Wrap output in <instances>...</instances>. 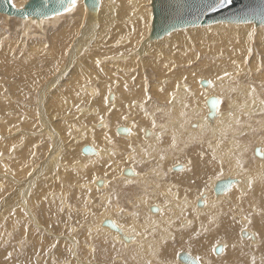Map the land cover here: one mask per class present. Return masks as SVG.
I'll list each match as a JSON object with an SVG mask.
<instances>
[{
	"label": "bare ground",
	"instance_id": "obj_1",
	"mask_svg": "<svg viewBox=\"0 0 264 264\" xmlns=\"http://www.w3.org/2000/svg\"><path fill=\"white\" fill-rule=\"evenodd\" d=\"M145 1H148V0H145ZM24 2H25V0H12V3L18 8L19 7L21 8L22 4ZM118 2H119L118 0H101V4H100V7L98 8V10H92L93 12L90 11V13L88 14V7L86 6L84 0H78L77 6L73 11H68V12L65 11V13L62 12L63 14H57V15H54L52 17H49L51 19L45 18V19H41L38 21L37 20L35 21L33 19L25 20V18H23V19L19 18V17L16 18V17H11L9 15L8 16L6 15V16H7V19L8 18H10V19L15 18V19L19 20L20 24H22V23L26 24V25H24V26H27V28L25 27L27 29V32H26V29H24V32L26 34L29 32L28 27H31V26L34 27V25L36 27H38L37 30H39V31L45 30L46 29L45 26H47V25H48V27H47L48 29H46V31L50 30L52 27L51 25H55V27H56V24L58 22L60 24V21L62 19L68 17L67 15L76 18V22L73 24L72 27H75V29L73 28L74 30H78L77 33L78 32H80V33L87 32L86 34L89 35L88 32L89 33L91 32V34H93L92 31L94 33L98 32V35L103 37V39L105 37H110L112 34L116 33L115 34L116 40H114L113 43L109 42L112 39L111 40L106 39L107 43H111V47L114 48V49H112L111 47H109L108 52H102L100 50V49L104 48V46L105 47L110 46L109 44L108 45L102 44V43H104L105 40L104 41L102 40V42H100L101 44H99V45H97L98 43L90 44L89 41L92 38L90 36L91 38L90 39L88 38L89 40H87L89 42V44L93 45V46L94 45H97V46H95L94 49H92V50H90L89 48H88L89 50H86V49L83 50L82 49L83 44L81 42L82 39L79 38V40L81 39V41H79V42H81L82 46H81V44H76V49H75L76 52L74 51V53H76V55H77L78 53H80L82 51H86V53H84V54H87L85 56V58L87 57L88 59H84L83 53H82L83 54L82 57L84 59L85 65L88 64L89 67H92L94 65L95 61L99 60V62L102 64V66L106 68L105 65L107 64V62H105L104 60L107 61L108 59H112L115 61V62H113V65H115L116 62L118 63V65L119 64L120 65H122V64L130 65L131 63L134 62L133 61V58H134L133 55H136V54L141 55L142 58L145 60L147 57L149 62L151 59H155V60L159 59L160 57H158V58H155V56L151 57L153 55L151 51L157 49L159 47V45L163 43V37L160 39H151L149 37L150 32H151V28H152L153 15H152L150 25L147 26L148 30L145 31L143 28H139V26L134 21V19L142 17L141 12L138 10L139 8H141V0H120V4ZM112 3H113L114 8H115L113 10L115 12L114 17H110L107 14L108 7L110 5H112ZM130 4L136 10L132 11L130 9ZM116 5H118L119 7ZM103 12L106 13L107 19H109V22L111 23V26L109 24L106 25L107 28L106 27L103 28V26H101L102 25V17H103L102 14H105ZM0 14H2V13H0ZM87 14H88V16H87ZM106 16H105V18H106ZM72 20H73V18H72ZM104 21H105V19H104ZM66 22H67V20H66ZM27 23H29V25H27ZM222 23H225V25H222ZM250 23H252V22H248L247 24L240 23L241 25H239V24L233 25L235 23H229V22L215 23L217 25H220L221 28H224V27L225 28L229 27V28L228 29H222L221 32L218 34H213V33L211 34L212 31L209 32L210 35L201 34L200 38L203 37L202 39L207 41L205 44V46L207 48L216 51V50H219L223 46L221 43V41L223 39L232 40L237 36H240V37L248 36L247 35L248 33L245 34L246 30H244L243 27H247ZM45 24H47V25H45ZM212 25H214V24H212ZM109 26L114 27L113 30H115L114 31L115 33L112 32V34H111V32H110L111 35L107 34L109 32ZM207 26H209V25H207ZM220 27H219V29H220ZM100 28H101V30H98ZM183 31L184 30H182V32ZM260 33H264V32L261 31ZM105 34H107V36ZM87 35H83V36H87ZM94 37H95V35H94ZM42 38H43V36H42ZM42 38H41V40H39V44H40L39 47L42 46V43H43ZM185 38H186L185 34L181 33V34L177 35L175 41L176 42L180 41L183 44H185L186 43ZM83 39H86V38L83 37ZM44 40H46V38ZM94 40L96 41V39H94ZM94 40H91V41L93 42ZM86 45H84V46H86ZM77 47H79L78 48L79 50L77 49ZM89 47H91V46H89ZM150 47L152 48L151 51L149 50ZM179 47H180V44H179ZM110 48L112 50H114L113 54H115V50L119 51L121 49L124 50L127 48L126 49L127 51L126 52L122 51L123 53L119 52L121 54L117 53L115 55H111L112 51L111 52L109 51ZM174 48H175V45L169 46V50H171V52L169 51V54H170L169 59L174 65H178V64H181L182 59L180 56H178L172 52V49H174ZM49 50H51V49H49ZM73 50H72V53H73ZM175 52H177V51H175ZM94 53H96L99 57L94 55ZM104 53H106L107 55H105ZM177 53H182V52H177ZM50 54L51 53H49L48 55H50ZM53 54H54V51H53ZM101 54L105 55L104 58L103 57L100 58ZM48 57H50V56H48ZM53 57H54V55H53ZM62 57H64V56H62ZM82 57L80 55L79 58H82ZM230 57H231V54L226 52L224 54H220L217 58L228 59ZM51 58H50V60H51ZM83 59H82V62H83ZM102 59H103V61H102ZM45 60H49V59H45ZM69 60H70V58H69ZM76 60L79 61V59H76ZM30 61H31V59H30ZM54 61H56V60H54ZM31 62H33V61H31ZM31 62H29V63H31ZM34 62H36V61H34ZM99 62H97V64ZM148 63L146 62V64H148ZM90 64H92V65H90ZM53 65H51V66L53 67ZM55 65H57V64H55ZM146 66L150 67V65H146ZM236 66L238 67V66H240V64L234 65V64H232L231 61H225V64L223 65L222 68H223V70H226V71H224L221 74H218L216 77L208 78V79L199 78L196 80H191L193 76H196V74L191 73V71L188 73V78L185 77V79H184V76H180L177 79L161 78L162 83L165 84L166 86L171 87L172 90L174 91L173 93H171L169 95V97H167L165 102L162 104L158 102V100L156 99L155 96L149 97V99H148V101L150 100L149 102L147 100L145 101V100H139L140 98L139 99L135 98V100L133 101V103H131V105L128 104L125 100L121 99V94L117 90L119 88L120 84L117 81L115 82L117 86L113 85L111 87V89L113 88L112 91L116 93L115 96H114V93H110L111 90H109L108 91L109 93L107 92L108 95L106 94V96H105V99L107 98L108 100L107 99L106 100L110 101L109 105L112 106L113 109L115 107L117 108V106H118V109H117L118 112L115 115H113L112 113H109L108 112L109 110H104L103 114H102V111H99V108H97V106H96V108H94L95 106H93V108H94L93 109L91 104H90V107L88 108V110H90L91 113L94 112L93 116L98 115L96 112H98V111L101 112L100 113L101 115L99 114L100 119L94 121L95 126L99 129L95 128L94 126H89L85 131H82L80 136L84 139L86 138L87 140L85 141L86 143L82 144L81 152H82V148L84 146L88 145V143H89L90 145H92L96 149L97 153L92 154V155H85L84 154L85 156H81V160H93L96 158V159H99V163L97 160V164L93 163V165L91 166L92 163H90L91 162L90 161L89 162L90 167L87 169L85 167V170L82 167L83 169H81V170H83L82 173L85 175L91 171V170H89L90 168L98 169L97 165H99V166L105 167L106 174L101 173L102 174L101 180L103 181V184L101 186H99L97 184L98 180H100V179L94 177V175L96 177H100V176H98V175H100L99 174L100 172L94 173V175H93L94 178H88V179H90L88 181H85L86 179L81 180L83 185L80 182H77V180H75L77 178L74 179L73 184H75L76 187L77 186H79V187L81 186L83 188L85 187V189L82 188L81 191L75 190V189L74 190L77 193H81V194H83L82 191L84 192V194L88 193V196L86 194L87 197H84V198H86L87 201L89 200V202L91 201L90 200L91 196H94L95 198L100 197V200L102 203H96L94 201V204H90L89 208H93L97 205H102L105 208L102 210L101 216H99V218L97 217V214H94V217H91L90 220L88 217L90 215H88V213L83 214V213L87 212L86 209H84L83 211L82 210L80 211V212H83V213H80V216L83 219L81 222H84V219H87V221H85L83 223L84 227L81 226V230L83 232L82 236L83 237L85 236L84 239L86 241H80L74 235H73V237H67L69 235L61 236V241L57 240V242L59 241V243L57 244V247L55 249V251H56L55 257L59 261H61L60 262L61 264L66 263V262H67V264H69L68 261H70V260H72L70 262V264H88L81 257V255H82L81 252L83 251V249L85 252H87L88 257H92V256L97 257V255H99V256L106 258L105 260L112 258L114 261H118L117 264H133V263L135 264V260L139 261V264H147V263L149 264L150 261H152L150 264H153V263L154 264H181L183 262H181V263L178 262L179 261L178 254L180 252H182V250H178V252L177 251L170 252V250L167 248L166 244L173 242L176 239L177 233H179V232L188 231L186 234H189V231L195 227V224L197 222L196 217L193 214H195L198 217L201 216V214L195 213V211L199 207H203V208L205 207L209 210V211L206 210L204 212V218H207L208 215L210 214V212H212L213 213V217H212L213 221L217 225H219L220 221H221V217L225 214L221 208L223 204H224V208H226L230 214L229 219L226 221L227 225L225 223H223L222 228L218 229V234L215 235L213 233L214 229H213L212 225H208L207 223H204V222L201 223V231L199 232V234L200 233L201 234L206 233L205 231L209 227L208 232H209L210 236L205 240L203 239L201 241H198L197 243L192 242L193 244H196L197 246L192 244L193 251H186V252L193 255L195 258H197V256L200 255V256H198L199 258H197V259L201 260L200 264H264V167H263L264 157L259 158L257 156L259 159H253L254 162H251V159H252L251 151L252 150L255 151L256 147H260V151L262 153H264V147L259 145L258 141L256 139H254V137L251 135V129L253 127H255V125L258 122L264 120V106H261L257 103V100L264 99V84H263L264 78H261V77L258 78L257 77V79L254 80V77H253L254 75L251 74L248 76V74H247V76L249 78L248 80H250L252 83V84H250L248 81H246L247 79L242 78L243 70H241V69L234 70V67H236ZM97 67H99V65ZM100 68L102 69V67H100ZM180 69H182V72H184L183 68L180 67ZM210 69H211L210 65H206L203 68H201L200 71L202 70L203 72H209ZM174 70H178V69H174ZM80 71L81 70H79V72ZM92 71H90V72H92ZM97 72L94 71V76H95V74H97ZM111 72H113V71H111ZM192 72H195V71H192ZM84 73L86 74V72H84ZM87 73H89V72H87ZM226 74H229V75H226ZM257 75H262V72L258 73ZM21 76H23V75H21ZM64 79H65V81L66 80L68 81L67 77ZM96 80H97V78H96ZM178 81H179V83H178ZM200 81H201V84L199 85ZM203 81H207L208 82L207 85H204ZM71 83L72 82H70V84ZM76 83H78L79 86L82 88L83 93H86V92L88 93V91H89L90 94H93V95L95 94L94 96H91L88 93L90 98L95 99L97 97V99H100L102 97V90L100 88H98L99 87L98 85H97L98 87L96 89V88H94L96 86L95 84H94L95 86L93 88H90L87 85L89 87L88 88L86 85L84 87V85H83L84 83H82L81 81H77ZM31 85H33V84H31ZM36 86L37 85H35L33 87H36ZM100 86L102 87V89H104V86H102V85H100ZM74 87H72L73 91H74ZM86 87L88 89H85ZM91 89H93V90L91 91ZM51 92H52L51 95L55 94L56 96H58L60 93V92H57L56 90H53ZM27 93H29V92H27ZM229 94H231L233 96V100L230 103L227 102V99H226V97H228ZM27 96H29V95L27 94ZM108 96H109V98H108ZM214 96L217 97V99H218L216 116L214 117L213 120H209L207 118V115L209 113V108L207 106V99L214 97ZM70 99H72V98H70ZM30 101H32V100H30ZM59 101H58V97H57V99L53 98V102H51L50 104L52 106L56 107V102L58 103ZM120 102H122V105L120 104ZM76 103H77V101H76ZM157 103L159 104L158 106H156ZM147 104L149 105V108H147V106H146ZM232 104H234L235 107H232ZM70 105L71 104H69V106ZM106 105H108V103ZM110 106H108V107H110ZM119 106H120V108H119ZM122 107L128 108L130 110V112L128 114H124V112L121 110ZM32 108H34V107H32ZM58 108H60V107L58 106ZM27 110H28V108H27ZM86 110H87L86 107L83 106V108L80 109V113H82L81 115H83V114L85 115ZM30 111H31V109H30ZM77 111H79V110L77 109ZM87 115H89V114H87ZM101 116H102V118H101ZM118 116H123V119H124L123 123L120 124L117 122H113V119L118 117ZM85 117H87V116H85ZM200 117L202 118V120L200 119ZM121 119H122V117H121ZM173 119L177 120L176 125H174V126L171 125L172 124L171 121ZM84 121H85V119H84ZM144 121H149L150 125H142V127H139L140 123H142ZM190 123H191V125H190ZM194 124H198L199 129L197 131H199L201 129L199 132H195V131L193 132L192 130H189V128H191V129L193 128ZM227 125H229L228 128H226ZM119 126H125L126 128H129V134L124 133V134H120V135L118 134L117 135L116 132H117V128ZM160 126H162V127L160 128ZM146 128H150V130H148L150 132L149 136L145 135ZM185 129H188L191 132V134H189L187 136L185 133ZM43 133H44V131H43ZM47 133H49V132H47ZM47 133L45 134V137L47 138V136H49L48 139L50 140L53 137V135H51L52 132H51V134H47ZM197 133H199V134H197ZM24 135H26V134H24ZM38 135H39V133H38ZM76 136H78V135H76ZM164 136H166V138L172 136L173 138L175 137L176 139L177 138L182 139L181 141L185 144L182 151L178 152L180 150V148H179V150H177V152H178L177 154H175V152H172V147H173L172 141L173 140L171 142H169V139L166 140V138H164ZM227 137H232L231 143H229V145L231 146L230 148L228 147V145L227 146L224 145L223 140H224V138H227ZM30 138H31V136H30ZM53 138H55V137H53ZM57 139H58V137H57ZM261 140H262V143L264 144V135L261 137ZM52 141H53V139H52ZM196 142L198 143V145L201 148L198 147V149H197L198 151H196L195 149H189V151H187L186 148L189 147L191 144L196 143ZM59 143H60V141L59 142L56 141L57 145ZM56 144H54V145H56ZM16 145L18 147V144H16ZM104 145H106V146H104ZM107 145H109V146H107ZM112 146L113 147L115 146L114 149H117L118 151L122 150V152H120L118 155H113L115 150L110 149V147H112ZM53 147H54L53 148L54 152H52L50 150L53 153V155L52 154H50V155H52V157L54 159V157H56L55 154H57V152H56L55 146H53ZM22 148H23V144H22ZM57 151H58V149H57ZM5 155L7 156L8 154L6 153ZM0 156H1V154H0ZM6 156H5V158H6ZM11 156L12 155H10V157ZM57 156H58V154H57ZM244 156H245V158H244ZM47 157H49V156H47ZM175 157H181V158L178 160ZM2 158H0V159H2ZM74 158H75V156H74ZM151 158L154 160L152 161ZM172 158H175V162L171 161ZM96 159L94 162H96ZM245 159H247V160H245ZM40 160H43V159H40ZM47 161H49V160L47 159ZM154 161H155V163H154ZM170 161L173 163L169 164L168 162H170ZM245 162L247 163V165H245ZM256 162H258V165H255ZM42 163H43V161H42ZM181 163L183 164L182 167L179 166L178 169H176L175 165H177V164L180 165ZM239 163H243L244 165L242 167L241 166L239 167L238 166ZM262 163H263V165H262ZM81 164L84 165V162ZM63 165H65V164L63 163ZM59 167H60V165H59ZM59 167H58V170H59ZM127 167L133 169L135 171L136 175L135 176L124 175V170ZM173 167H174V170H178V171H174ZM10 169L11 168H7L6 170L9 171ZM61 169H63V168L61 167ZM67 170L68 169H66V171ZM78 170L81 171L80 169H78ZM47 171H48V168H47ZM99 171H101V170H99ZM42 172H44V171H42ZM91 172H94V171H91ZM24 175H25V173H24ZM153 175H157L159 177V179H162L161 182L155 183L156 184L155 186L152 185V177L154 178L157 176H153ZM186 175L190 176V178L195 179L201 183V184H194L193 188L199 189V188H202L204 185L210 184L209 186L211 187V189L209 186L203 187L202 189H200L198 191V193L195 195V197L193 199H191L193 196L190 193V192H192V188L185 187V186L181 185L180 182L178 183L176 181V179H179L180 177H183ZM166 176H168L167 180L164 178ZM9 177H11V176H9ZM78 177L82 178L83 176H78ZM224 177H231V178L236 179L237 181H235L232 184L229 191H227L225 194L220 195V196H216V195L214 196L213 193H214V186H215L216 181L223 179ZM50 178H52V177H50ZM85 178H87V177H85ZM14 180L17 182L16 179H14ZM23 180H24V178H23ZM204 180H205V182L207 180L208 181L205 183ZM9 181H10V179H9ZM12 181H10V182H12ZM21 181H19L18 184H20ZM56 183H58V182H56ZM211 183H213V185ZM24 185L25 184H23V186ZM147 185L150 186V190H146L147 189L146 187H148ZM161 185H163L166 190L163 189V186H161ZM72 186H71V188H72ZM12 188H13V186H12ZM15 189H16V187L14 188V190ZM24 189H22V190L24 191ZM185 189L190 191V192L186 191ZM69 191H70L69 189L65 190V188L63 187L62 192L68 193ZM212 191H213V193H212ZM113 192H116V195H117V193H119V195H121L125 201H127L128 199H126L124 197V194L130 193V195H134L135 198H134L133 202H137V204L138 203L142 204V206L139 207L140 210L135 211V212L132 210H129L128 211L129 214L128 213L119 214V213L115 212V210L117 209V206L119 204H117V202H115V203L110 202L114 198V196L112 195ZM233 193H236V194H233ZM19 194H22V193L20 192ZM84 194H83V196H84ZM232 194H233V196L231 197ZM16 195H18V193ZM26 195H27V192H26ZM201 195H204V197H203L204 205L203 206L198 205V199H200ZM68 196H69L68 194H61V196H57L58 197L57 198L58 205H60L62 210L64 209L62 207V202L65 201V198H69ZM160 196H163V198L165 197V199H163ZM20 198H22V197H20ZM8 199L9 198L7 197V200ZM232 199H234V200H232ZM25 200L23 199V201H25ZM10 202L12 203V201H10ZM20 202H22V201H20ZM240 202L243 206H240ZM63 204H64V207L66 209V205H65L66 203H63ZM69 204H71V203H69ZM154 205L158 206V209H159L158 212H154L151 210V207ZM4 206H5V203L3 204L2 207H4ZM74 207L71 204V206L68 207L66 210L68 211L70 209V211H71ZM14 208L17 209V207H14ZM26 208H28L27 205H26ZM2 209L3 208H1V210ZM8 209H9V207H8ZM10 209H11V207H10ZM30 209H31V206H30ZM216 209H218V210H216ZM4 210L8 212L7 209L4 208ZM11 211H9V212L11 213ZM74 211L77 212L75 208H74ZM11 214L15 215L13 213H11ZM8 215H10V214H8ZM12 215H10V216H12ZM68 215H70V214H68ZM18 216H20V215H18ZM18 216H16V217H18ZM32 218L34 220H37V222H39V219H36L35 215H33ZM107 218H111L117 224V226L119 228H121L122 233H123L122 235H126L127 237H129L130 234H132L131 236L132 237L135 236V238L133 240H131L129 237V240L126 241L124 239V237H122V235H120L119 232L114 231L107 226H104L103 221ZM10 219H12V217ZM70 219L72 221V218H69V220ZM206 220L204 219L205 222H209L211 220V216H210V218H207ZM180 222H183L185 224V226L182 227V223L180 226ZM71 223H73V221ZM243 228H245V229L248 228V229H251L253 231L252 232L251 230L249 231L247 229L246 231L248 232V234L242 235L243 237L250 236L251 238L241 237V231H243L242 230ZM141 231H143V233H141ZM75 232H78V231L76 230ZM51 234H52V232H50V233L47 232V235L49 238H51V236H53V234L52 235ZM36 235H38V234H36ZM44 236H45V234H44ZM181 237H183V236H181ZM191 237H193V236L187 237L183 242L190 244V243H188L189 241H191V240L194 241V239H192ZM68 238H69V240H68ZM216 238H218V239H216ZM47 241H48V239H47ZM202 241H204V242H202ZM49 244H51V243H49ZM218 244H222V246H223V250L220 253H217L215 251V247ZM46 245H47V243H46ZM59 245H61V247L62 246L65 247L64 252H62L61 249L58 250ZM174 245L172 246L173 248H174ZM50 246L52 247V245H50ZM194 247H197L199 249V251H200L199 254L197 253V249H195ZM73 252H75V253H73ZM78 254L80 255V257H78ZM131 255L135 260L131 258ZM165 255L168 256L169 259L167 258V260H164L162 256H165ZM67 256L69 258L65 259L64 257L67 258ZM51 257H52V255H51ZM91 259H93V258H90V260ZM114 261H112V262H114ZM94 263L95 264H101V263H97V262H94ZM94 263H91V264H94ZM115 263L116 262H114V264ZM109 264H112V263L109 262Z\"/></svg>",
	"mask_w": 264,
	"mask_h": 264
},
{
	"label": "rangeland",
	"instance_id": "obj_2",
	"mask_svg": "<svg viewBox=\"0 0 264 264\" xmlns=\"http://www.w3.org/2000/svg\"><path fill=\"white\" fill-rule=\"evenodd\" d=\"M118 1H119L118 3L120 4V0H118ZM26 2H27V0H25L24 3H26ZM24 3L22 4V7L24 6ZM113 3H112V5H110L108 7L107 14L110 17H114V11L113 10L115 8H114ZM116 6H118V5H116ZM130 9L132 11L136 10V9H134L133 6H131V4H130ZM138 10L141 12L142 17L136 18V19H134V21L139 26V28H143L145 31H147L148 30L147 26L150 25V22L152 19L151 0H148V1L141 0V8H139ZM64 13H65V11H64ZM89 13H90V11L88 10V14ZM103 13H105V12H103ZM60 14H63V13H60ZM88 14H87V16H88ZM5 16H6L5 14H3V15L0 14V82H1L0 83V85H1L0 86V122H1L0 123V154H1L0 158L3 157L2 159H0V186H1L0 187V203H1L0 204V211H1L0 212V264H3V263L4 264H41V263L42 264H61L60 263L61 261H59L55 257L56 256L55 255V252H56L55 249H56L59 241H61V236L69 235L67 237H73V235H74L80 241H86L84 239L85 236L84 237L82 236L83 232L81 230V226L84 227L83 223L85 221H87V219H84V222H81L83 219L80 216V213H83V212H80V211L81 210L83 211L84 209H86L87 212H85L83 214L88 213V215H90V216H88L89 220H90L91 217H94V214H97V217L99 218V216H101L102 210L105 207H103L102 205H97L93 208H89V205L94 204V201L96 203H102L100 200V197L95 198L94 196H91V199H90L91 201L90 202H89V200L87 201L86 198H84V197H87L88 193H86L87 194V196H86V194H84V192L82 191V193L84 194V196H83V194L77 193L75 191V190L81 191L83 187H81V186L76 187L75 184H73L74 179L77 178L75 180H77V182H80L81 184H82L81 180L86 179L85 181H88V180H90L88 178H94L95 177V178L101 179L102 174H106V169L104 166L97 165L98 169L101 171H99L98 169L90 168L89 170L94 171V172L90 171L88 174H85V175L82 173L83 170H81V169L84 168V170H85V167H86V169L90 167V164H89L90 161H91L90 163H92L91 164V166H92L93 163L97 164V160L99 163V159L95 158L96 162H94L95 159H93V160H81V156H85L81 152V147H82V144L86 143L85 141L87 139L82 138L80 135H81L82 131H85L89 126H94L95 128H97L95 126L94 121L100 119V115H101L100 113L101 112H99V111H102V114H103L104 110H109L108 112L112 113L113 115H115L118 112V110H117L118 106H117V108L115 107L113 109V107L109 105L110 101H107L108 100L107 98H106L107 100L105 99V96L109 90H111L110 93H114V96H115L116 93L112 91L113 88L111 89V87L113 85L117 86L115 83L116 81L119 82V84H120V86L117 90L121 94V99L125 100L128 104L131 105V103H133L135 98H138V99L140 98L139 100H145V101L147 100L148 101L149 97H151V96H155L156 99L158 100V102L162 104L165 102L167 97H169V95L171 93H173L174 91L172 90L171 87L163 84L161 78L177 79L180 76H184V79H185V77L188 78V73L190 71H191V73L196 74V76H193L191 80H196L199 78H203V79L213 78V77H216L218 74H221L224 71H226V70H223V68H222L223 65L225 64V61H231L232 64H234V65L240 64V66L234 67V70H237V69L243 70L242 78L247 79L246 81H248L250 84H252V83L250 80H248L249 79L248 76L251 74L254 75L253 76L254 80H256L257 77L258 78L259 77L264 78V33H260L261 31L264 32V26L256 27L254 23H250L247 27H243V29L246 30L245 34L248 33L247 34L248 36H245V37L237 36L232 40L223 39L221 41L223 46L219 50H216V51L207 48L205 46L207 41L202 39L203 37L200 38V35L201 34L210 35L209 32H211V31H212L211 34L212 33L218 34L221 32L222 29H228L229 27L221 28L220 25L214 24V25H209V26H200V27L197 26V27H189L186 29L174 30V31L170 32L168 35H166L165 37H163V43L160 44L157 49L151 51L152 48L151 47L149 48V50L153 54L151 57H153V56H155V58L160 57L159 59H157V60L151 59L149 62V60L146 56L145 57H146L147 61L145 59H143L141 55L136 54V55H133V57H134L133 61L134 62L131 63L130 65H126V64H122V65L119 64L118 65L117 62H116V64L114 63L115 65H113V62H115L114 60H112V59H108L109 61L104 60L105 62H107V64L105 65L106 66V68H105L102 66V64L99 62V60H96L92 67H89L88 64L85 65L84 59H88L87 57L85 58V56L87 54H84V53H86V51H82V52L78 53L77 55H76V53H74V51L76 49V44H81V42L83 44V47H82L83 50H85V49L86 50H89V49L92 50V49H94L95 46L101 44L100 42H102V40L103 41L105 40L104 43H102V44H105V45L109 44L110 46H108V47L104 46V48H102L100 50L102 52H108V48L111 47V43H107L106 39L107 40L112 39L113 41L111 40L109 42L113 43L114 40H116V35H115L116 33L114 32L115 30H113L114 27H110L111 23L109 22V19H107L106 13L102 14V16L104 18L102 17V25L101 26H103V28H104V27H106V25L109 24L110 25L109 26V32L107 34L109 35L110 32H111V34H112V32L115 34H112V35L110 34L111 35L110 37H105L104 39H103V37L98 35V32L94 33L92 31L93 34H91V32L90 33L88 32L89 35L86 34L87 32H85V33L78 32L77 33L78 30H74L75 27H72L73 24L76 22V18L71 17L69 15H67L68 17L66 16L67 18L62 19L60 21V24L58 22L56 24V27H55V25H51L52 27L49 25L51 27V29L49 28L50 30H47V31H46V29H48L47 24H45V25H47V26H45L46 29L44 28L45 30H42V31L37 30L38 27H36L35 25H34V27H32V26L28 27L29 32L27 34L24 32V29L27 28V26H24L26 24H24V23L20 24L19 20L15 19V18H11V19L8 18L7 19L8 15L6 17ZM105 16H106V18H105ZM16 18H18V17H16ZM72 18H73V20L74 19L75 20L73 21ZM27 19L29 20L32 18H25V20H27ZM48 19H51V18H48ZM104 19H105V21H104ZM33 20L36 21L37 19H33ZM66 20H67V22H66ZM243 24H247V23H243ZM27 25H29V23H27ZM222 25H225V23H222ZM233 25H238V24H233ZM239 25H241V24H239ZM219 27H220V29H219ZM98 30H101V28ZM182 30H184V31L182 32ZM26 32H27V29H26ZM181 33L185 34V37H186L185 38V40H186L185 44H183L180 41H178V42L175 41L177 35H179ZM107 34H105V35L107 36ZM83 35H87V36H83ZM94 35H95V37H94ZM42 36H43V38H42ZM83 37L86 39H83ZM41 38L43 39V41H42L43 43H42V46L39 47V45H40L39 40H41ZM45 38H46V40H44ZM79 38H81L82 41H81V39L79 40ZM88 38L89 39L91 38V40L96 39V41L94 40L93 42L90 40L89 41L90 44H95V43H98V44L94 45V46L90 45L89 42L87 41V40H89ZM79 41H81V42H79ZM82 44H81V46H82ZM179 44H180V47H179ZM84 45H86V46H84ZM88 45L91 47L93 46V47L91 48ZM170 45H175V48L172 49V52L181 57V59H182L181 64L174 65L170 61V59H169V56H170L169 51L171 52V50H169ZM78 48L79 47H77V49ZM111 48L114 49L113 47H111ZM111 48L109 50L110 52L112 51L111 55H115L117 53L121 54V53L127 51L126 50L127 48L124 49L125 51L122 49L119 51L115 50V54H113L114 50H112ZM49 49H51V50H49ZM72 50H73V53H72ZM53 51H54V54H53ZM175 51L182 52V53H177ZM119 52H121V53H119ZM226 52L231 54L230 58H228V59L217 58L220 54H224ZM47 53L48 54L51 53V54L48 55ZM82 53L84 54V56ZM104 54L107 55L106 53H104ZM104 54H101L100 58H102V57L104 58V56H105ZM53 55H54V57H53ZM80 55H81V57L83 56L84 59H83V57L79 58ZM94 55L99 57L96 53H94ZM48 56H50V57H48ZM62 56H64V57H62ZM44 58L49 59V60L51 58V60L50 61L45 60ZM69 58H70V60H69ZM30 59L33 62H31ZM76 59H79V61ZM82 59H83V62H82ZM54 60H56V61H54ZM34 61H36V62H34ZM102 61H103V59H102ZM29 62H31V63H29ZM97 62H99V63L97 64ZM146 62L147 63L149 62V63L146 64ZM55 64H57V65H55ZM145 64L150 65V67L146 66ZM51 65H53V67ZM90 65H92V64H90ZM98 65H99V67H97ZM206 65H210V67H211L210 71L209 72H203L202 70L200 71V69ZM100 67H102V69ZM180 67L184 69V72H182V69H180ZM174 69H178V70H174ZM79 70H81V71L79 72ZM90 71H92V72H90ZM94 71L95 72L98 71L97 74H95V76H94ZM111 71H113V72H111ZM192 71H195V72H192ZM84 72H86V74ZM87 72H89V73H87ZM260 72H262V75H257ZM247 74H248V76H247ZM21 75H23V76H21ZM226 75H229V74H226ZM66 77L68 78V81L67 80L65 81L64 78H66ZM96 78H97V80H96ZM77 81H81L82 83H84L83 84L84 87H85V85L86 86L88 85L90 88H93L96 85L94 88L97 89V87L99 86L98 88H100L102 90V97L100 99H97V97L95 99L90 98L88 95L89 91H88V93L87 92L83 93L82 88L79 86L78 83H76ZM90 81L92 83L93 82L94 83L92 84ZM70 82H72L71 83L72 85L70 84ZM178 83H179V81H178ZM31 84H33V85H31ZM200 84H201V81L199 82V85ZM35 85H37V86L33 87ZM100 85L104 86V89H102V87ZM72 87H74V91H73ZM87 87L85 89L89 88V87L88 88ZM50 90L51 91L56 90L57 92H60V93L58 96H56L55 94L51 95L52 92ZM92 90L93 89H91V91ZM27 92H29V93H27ZM27 94L29 96H27ZM90 95L94 96L95 94L94 95L90 94ZM57 97H58V101L59 100L60 101L58 103L56 102V107L52 106L50 103L53 102V98L57 99ZM70 98H72V99H70ZM108 98H109V96H108ZM226 99H227V102L230 103L233 100V96L231 94H229L228 97H226ZM30 100H32V101H30ZM76 101L78 104L76 103ZM68 103L71 105L69 106ZM107 103H108V105H106ZM257 103L261 106H264V99L257 100ZM90 104H91L92 108H93V106H95L94 108H96V106H97V108H99V111L96 112L98 115L93 116L94 112L91 113V111L88 110V108L90 107ZM120 104L122 105V102H120ZM82 105L84 107H86V109H87L85 112L86 113L85 115L84 114L81 115L82 113H80V109L83 108ZM158 105L159 104L157 103L156 106H158ZM58 106L60 108H58ZM108 106H110V107H108ZM146 106H147V108H149L148 104ZM32 107H34V108H32ZM232 107H235V105L232 104ZM27 108H28V110H27ZM119 108H120V106H119ZM30 109H31V111H30ZM77 109L79 111H77ZM121 110L124 112V114H128L130 112V110L126 107L125 108L122 107ZM87 114H89V115H87ZM85 116H87V117H85ZM102 116H101V118H102ZM121 117H122V119H121ZM84 119H85V121H84ZM200 119L202 120L201 117H200ZM123 121H124L123 116H118V117L113 119V122H117L120 124L123 123ZM176 121H177L176 119H173L171 121V123H172L171 125L172 126L176 125ZM142 125H150V122L144 121V122L140 123L139 127H142ZM190 125H191V123H190ZM161 127L162 126H160V128ZM228 127H229V125H227L226 128H228ZM97 129H99V128H97ZM198 129H199L198 124H194L192 129L189 128V130H192L193 132L194 131L199 132L201 130L200 129L199 131H197ZM147 130H150V128H146L145 132ZM189 130L185 129V133L187 136L189 134H191V132ZM43 131H44V133H43ZM46 131L49 133H47ZM51 132H52V134H51ZM38 133H39V135H38ZM46 133L53 135V137H55V138L52 137L50 139L51 140L50 141L48 139L49 136H47V138L45 137ZM24 134H26V135H24ZM116 134L118 135L119 133L116 132ZM197 134H199V133H197ZM76 135H78V136H76ZM251 135L254 137V139H256L258 141L259 145L264 147V144L262 143V140H261V137L264 135V120L258 122L255 125V127H253L251 129ZM30 136H31V138H30ZM57 137H58V139H57ZM164 138H166V136H164ZM231 138L232 137H227V138H224V140H223L224 145H226V146L228 145L229 148L231 147L229 145V143H231ZM52 139H53V141H52ZM167 139H169V142H171L173 140L172 141L173 142L172 152H175V154H177L178 152H181L185 146V144L181 141L182 139H178V138L176 139L175 137L173 138L172 136L166 138V140ZM56 141H58V142L60 141V143L57 145ZM16 144H18V147ZM22 144H23V148H22ZM54 144H56V145H54ZM53 146H55L56 152L58 154V156H57V154H55L56 157H54V159L52 157V155H53L52 152H54ZM104 146H106V145H104ZM107 146H109V145H107ZM114 147L112 146V147H110V149L113 150ZM198 147H200V146L196 142V143L191 144L186 149H187V151H189V149H195L196 151H198L197 150ZM179 148H180V150H179ZM57 149H58V151H57ZM114 150L115 151H114L113 155H118L120 153V151H118L117 149H114ZM177 150H179V151L177 152ZM6 153L8 154L7 156L5 155ZM50 154H52V155H50ZM10 155H12L11 157L13 159L10 157ZM5 156H6V158H5ZM47 156H49V157H47ZM74 156H75V158H74ZM251 156H252L251 162H254L253 159H259L255 155L254 150L251 151ZM46 158L49 161H47ZM175 158L179 160L181 157H175ZM175 158H172L171 161L175 162ZM244 158H245V156H244ZM40 159H43V160H40ZM151 160L153 161L154 159L151 158ZM245 160H247V159H245ZM42 161H43V163H42ZM171 161L168 163L169 164L173 163ZM83 162H84V165L81 164ZM63 163L65 165H63ZM154 163H155V161H154ZM58 164L60 165V167ZM177 165H179V164H177ZM180 165H183V164L181 163ZM243 165H244L243 163L238 164L239 167L240 166L242 167ZM245 165H247L246 162H245ZM255 165H258V162H256ZM262 165H263V163H262ZM58 167H59V170H58ZM61 167L63 169H61ZM263 167H264V165H263ZM7 168H11L9 170L10 172L8 170H6ZM47 168H48V171H47ZM66 169H68V170L66 171ZM78 169H80L81 171H79ZM41 170L44 172H42ZM173 170H174V168H173ZM174 171H178V170H174ZM96 172H100L99 173L100 175H98L100 177H96L94 175V173H96ZM24 173H25V175H24ZM93 175H94V177H93ZM3 176L4 177L6 176V177L4 178ZM9 176H11L12 178ZM78 176H83V177L80 178ZM153 176H157V175H153ZM50 177H52V178H50ZM85 177H87V178H85ZM23 178H24V180H23ZM154 178L152 177V185L153 186L156 185L155 183L161 182V180H162V179H159L158 176L154 177ZM164 178L167 180L168 176H166ZM224 178H226V177H224ZM9 179H10V181H12V180L13 181L10 182ZM14 179H16L17 182ZM19 181H21L20 184H18ZM56 182H58V183H56ZM204 182H205V180H204ZM10 184L11 185L13 184L12 185L13 188ZM23 184H25V185L23 186ZM211 184L213 185V183H211ZM209 185H204L203 187H207ZM71 186H72V188H71ZM161 186H163V185H161ZM15 187L17 190L16 189L14 190ZM63 187L65 188V190L69 189L72 193L70 191H69L70 193L69 192L68 193L62 192ZM146 188H147L146 190H150V186H148ZM202 188H199V189L192 188V192H190L186 189L185 190L190 192L191 195H193L191 198V199H193L195 197V195L198 193V191ZM22 189H24V191ZM83 189H85V187ZM163 189H165L164 186H163ZM210 189H211V187H210ZM20 192L22 194H19ZM26 192H27V195H26ZM17 193H18V195H16ZM212 193H213V191H212ZM61 194H68L69 195L68 196L69 198H65V201L62 202V207L64 208L63 210L61 209L60 205H58V201H57V198H58L57 196H61ZM233 194H236V193H233ZM233 194L231 195V197L233 196ZM112 195L114 196V198L110 202L111 203L117 202V204H119L118 206L122 207L121 211H123V209L126 210V208L129 209L132 206L130 203L133 202V200L135 198V196L130 195V193L124 194V197L126 199H128L127 201H125L123 199V197L121 195H119V193H117V195H116V192H113ZM213 195L215 196V193H213ZM7 197L9 198L8 200H7ZM20 197H22V198H20ZM160 197L163 198V196H160ZM23 199L24 200L26 199V200L23 201ZM163 199H165V197ZM232 200H234V199H232ZM10 201H12V203ZM20 201H22V202H20ZM68 202L71 203L73 205V207L75 206L74 208L76 209L77 212L74 211V208L71 211L69 209L68 210L69 212L66 210L68 207L71 206V204H69ZM4 203H5V206L2 207ZM63 203H66L65 204L66 209H65ZM26 205L28 208H26ZM137 205H138V207L142 206L141 203H138ZM30 206H31V209H30ZM240 206H243L241 204V202H240ZM8 207H9V209H8ZM10 207H11V209H10ZM14 207H17L18 210ZM1 208H3V209L1 210ZM4 208L7 209L8 212L5 211ZM221 208L225 214L221 217L220 224L217 225L212 219V217H213L212 212H210V214L207 217V218H210V216H211V220L210 221L208 220L209 222H205L204 219L206 220L207 218H204V212L208 209L205 207L204 208L199 207L195 211V213L201 214V216L198 217L195 214H193L196 217L197 222L195 224V227L189 231V234H186L188 231L179 232V233H177L176 239L173 242L166 244L167 248L170 250V252H174V251L178 252V250L193 251V247H192L193 243H197L198 241H201L203 239L204 240L207 239L210 236V234L208 232L209 227L205 231L207 234L206 233H202L203 235L201 233L199 234V232L201 231V223H203V222L207 223L208 225H212L213 229H214L213 233L215 235H217L218 229L222 228L223 223H225L227 225L226 221L229 219V215H230L228 210L226 208H224V204L222 205ZM216 210H218V209H216ZM9 211H11V213H13L15 215H12ZM119 211H120V209H119ZM127 213L129 214L128 211H127ZM8 214H10L12 216H10ZM68 214H70V215H68ZM18 215H20V216H18ZM33 215L36 216V219H39V222H37V220H34L32 218ZM16 216H18V217H16ZM9 217L10 218L12 217V219H10ZM69 218H72L73 223H71L72 221H71V219L69 220ZM181 223H182V227L185 226V224L183 222H180V226H181ZM75 229L78 232H75L76 231ZM247 229L248 228H246V229L243 228L242 230H247ZM248 230L250 231L251 229H248ZM47 232L48 233L52 232L53 236H51V238H49L47 235ZM141 233H143V232H141ZM36 234H38V235H36ZM44 234H45V236H44ZM131 235L132 234H130L129 237H132ZM181 236H183V237H181ZM189 236H193L191 238L194 239V241H192V240L189 241L188 243H190V244L184 243L183 241ZM241 237H243L242 231H241ZM246 237L251 238L250 236H246ZM246 237H243V238H246ZM134 238H135V236H133V238L131 240H133ZM47 239H48V241H47ZM216 239H218V238H216ZM57 240H59V241L57 242ZM68 240H69V238H68ZM202 242H204V241H202ZM46 243H47V245H46ZM49 243H51V244H49ZM50 245H52V247ZM173 245H174V248L172 247ZM193 245L197 246L196 244H193ZM194 248L197 249V253L199 254V252H200L199 249L197 247H194ZM60 249L62 252H64L65 247L64 246L61 247V245H59L58 250H60ZM73 253H75V252H73ZM81 254L83 255V256L81 255L83 260H85L86 263H88V264H91L94 262L101 263V264H104V263L109 264V262H111L112 264H114V262H116L115 264L118 263V261H114L112 258L105 260L106 258L99 256V255H97V257L96 256L88 257L87 252H85L84 249L81 252ZM51 255H52V257H51ZM198 256H200V255H198ZM198 256H197V258H199ZM78 257H80L79 254H78ZM162 257L164 260H167V258L169 259V257L166 255L162 256ZM64 258L68 259L69 257L67 256V258L66 257H64ZM90 258H93V259L90 260ZM131 258L134 259L132 257V255H131ZM111 260L114 262H112ZM198 260H199V262L201 261L200 259H198ZM71 261L72 260L68 261L69 264ZM151 262L152 261H150V263ZM178 262L181 263V261H178ZM63 264H67V262L63 263ZM135 264H139V261L135 260ZM181 264H184V263H181Z\"/></svg>",
	"mask_w": 264,
	"mask_h": 264
},
{
	"label": "water",
	"instance_id": "obj_3",
	"mask_svg": "<svg viewBox=\"0 0 264 264\" xmlns=\"http://www.w3.org/2000/svg\"><path fill=\"white\" fill-rule=\"evenodd\" d=\"M89 11L98 10L101 4V0H84ZM213 0H151L152 7V28L150 32L151 39H160L170 32L178 29H186L189 27L207 26L219 22L229 23H248L252 22L256 27L264 26V0H232L230 4L224 7L218 8L216 11L208 9V4ZM64 12V9L60 7L59 0H27L23 7H16L12 0H0V13L19 17V18H32V19H45L54 15ZM93 12V11H92ZM207 81H203L204 85H207ZM207 105L209 113L207 118L213 120L216 116L218 99L217 97H211L207 99ZM196 127V126H195ZM125 126H119L117 133L129 134V131H125ZM146 136L150 135L147 130ZM82 153L85 155L96 154V149L88 144L82 148ZM255 155L259 158H263L264 154L260 151V147H256L254 151ZM182 167V165H176L175 168ZM124 175L135 176L136 173L133 169L127 167L124 170ZM237 181L234 178L226 177L216 181L214 186V193L216 196L225 194L231 188L232 184ZM97 184L101 186L103 181L98 180ZM204 195H201L198 199V205L203 206ZM151 210L158 212V206L154 205ZM103 225L110 229L117 231L122 235V230L111 219L107 218L103 221ZM247 235L246 230L242 231V235ZM126 241L129 237L122 235ZM133 237H130L132 239ZM223 250L222 244L215 247V251L220 253ZM179 261L184 264H200L199 260L186 251H182L178 254Z\"/></svg>",
	"mask_w": 264,
	"mask_h": 264
},
{
	"label": "snow or ice",
	"instance_id": "obj_4",
	"mask_svg": "<svg viewBox=\"0 0 264 264\" xmlns=\"http://www.w3.org/2000/svg\"><path fill=\"white\" fill-rule=\"evenodd\" d=\"M60 7L64 9V11H73L78 3V0H59ZM232 0H213V2L208 4V9L211 11H216L218 8L224 7L227 4H230ZM125 131H129L126 129ZM264 154V153H262Z\"/></svg>",
	"mask_w": 264,
	"mask_h": 264
},
{
	"label": "crops",
	"instance_id": "obj_5",
	"mask_svg": "<svg viewBox=\"0 0 264 264\" xmlns=\"http://www.w3.org/2000/svg\"><path fill=\"white\" fill-rule=\"evenodd\" d=\"M114 16H115V12H114ZM120 152H122V150H120ZM147 154V153H146ZM174 168V167H173ZM176 181L179 183L180 182V184L181 185H183V186H185V187H190V188H193L194 186V184H201L200 182H198L197 180H195V179H192V178H190V176H188V175H186V176H183V177H180L179 179H176ZM132 206L129 208V209H127L126 208V210H124L123 209V211H121V206H119V208L117 207V209L115 210V212H117V213H119V214H126L127 213V211H129V210H132V211H138V210H140V208L138 207V205H137V202H131L130 203ZM119 209H120V211H119ZM119 211V212H118ZM141 232H143V231H141Z\"/></svg>",
	"mask_w": 264,
	"mask_h": 264
}]
</instances>
